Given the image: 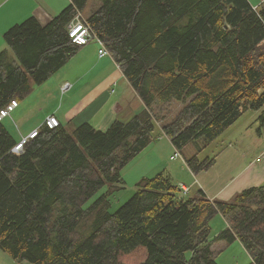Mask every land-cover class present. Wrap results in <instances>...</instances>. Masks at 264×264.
I'll return each mask as SVG.
<instances>
[{"label": "trees", "instance_id": "obj_1", "mask_svg": "<svg viewBox=\"0 0 264 264\" xmlns=\"http://www.w3.org/2000/svg\"><path fill=\"white\" fill-rule=\"evenodd\" d=\"M92 1L100 6L87 21L144 109L106 130L42 126L19 153L1 122L0 250L30 264H218L216 244L238 241L252 264H264V185L229 201L202 189L189 197L163 171L109 211L122 170L159 125L179 152L196 140L213 143L250 111H260L264 127V0H71L45 26L31 17L5 33L14 57L0 52V110L79 53L69 25ZM215 162L185 161L194 175ZM218 215L227 228L213 237Z\"/></svg>", "mask_w": 264, "mask_h": 264}, {"label": "crops", "instance_id": "obj_2", "mask_svg": "<svg viewBox=\"0 0 264 264\" xmlns=\"http://www.w3.org/2000/svg\"><path fill=\"white\" fill-rule=\"evenodd\" d=\"M250 1L255 7L260 6L263 2L260 0ZM70 4L71 0H0V52L8 50V48H5L7 45L4 40V35L11 27L23 23L25 20L29 19V17L36 18L41 25L45 26ZM99 50L100 45L96 41H91L83 46L79 53L69 61L70 64H72L70 74L54 81L53 85H50L51 87L41 91L40 95H43L41 98H43L44 101L40 104H47L51 98H54L53 91L55 89H57V96H60L61 92L64 93L61 107L59 105V111H61L63 107H67V109L62 113H48L46 112L47 109H44L42 111H44L45 114L40 110L41 112L38 118L35 116L33 119V112L35 111V106L38 104V102H36L31 106L32 109L23 111V115H18L17 111L21 107V102L23 100L18 101V107L11 113L13 120H15L19 127L18 132L16 134L13 133V137L16 139L17 143L29 137L33 131L40 130L45 120L51 116H54L59 123L63 125L68 124L77 127L79 125L74 124V122L79 121L83 113L86 114L87 112H91L81 120L83 124L89 123L97 129L106 130L115 120H121L119 113H121L122 110L126 108L129 109L126 118L121 120L127 121L144 109L143 102L139 99L136 92L125 78L119 65L110 56L101 58L99 56ZM121 82L122 87L120 88ZM47 84L46 82L40 87L45 88ZM66 85L69 86L68 89L63 90ZM114 87H116V91L112 90ZM37 88L38 86L33 88V91L28 97L35 94ZM133 104H135L134 107ZM113 111L114 113H112ZM250 112L245 113L219 138L229 134V132H231ZM28 114H30V116H28ZM259 114L260 113L257 111L254 112L253 115H251V120L256 121ZM7 119L8 118L5 120ZM5 120L2 122L4 123ZM93 121H97V125H93ZM77 124H79V122H77ZM263 130L264 129L260 131V135L263 134ZM238 140L240 139H236V141ZM260 140L261 138L255 143L258 144L257 149L259 150L263 148L260 145ZM244 143L246 144L245 150L251 151L252 143H248L247 141H244ZM172 157L174 156H171V159ZM246 158V155H241V153L237 152L234 148H230L227 151L224 150L217 156L215 166L218 160L223 159L229 164L228 169H231V171H222L223 174L220 177L211 173H207L202 177L203 182L199 181L201 183V189L209 199L229 201L238 193L248 188L264 185V150L245 166L246 160L248 159ZM188 178L190 177L187 176L185 181H187ZM196 181H198V178H196ZM175 182L178 185L186 186L191 191L190 186L186 182L176 180ZM211 225L212 232H215L214 237L227 228V223L221 215L216 216ZM235 244L242 246L238 241L229 245L234 246ZM227 248L229 247L226 246L225 249Z\"/></svg>", "mask_w": 264, "mask_h": 264}, {"label": "rangeland", "instance_id": "obj_3", "mask_svg": "<svg viewBox=\"0 0 264 264\" xmlns=\"http://www.w3.org/2000/svg\"><path fill=\"white\" fill-rule=\"evenodd\" d=\"M98 6H100L99 2H93V1L90 2L87 8L82 13V15L85 18H88L90 14L93 12V10L95 8H98ZM5 48L7 49L6 46ZM8 53L11 57H14L13 53L10 50H8ZM71 65L72 64H70V62L66 64V66L63 69H61L57 75H55L51 80L47 81L48 84L45 88L37 85L38 88L36 93L24 99L21 102V107L18 109L17 114L23 115V111L32 109L31 106L34 105L36 102H38V104L35 106V111L33 112L34 115L32 117L33 119L35 116H37L38 118L40 112L44 109H47L46 112L48 113L59 112L58 114L65 111L67 107H63V109L59 111L64 93L61 92L60 96H57L56 95L57 89H55L53 91L54 98H51L47 104L46 103L40 104L42 101H44V99L41 98L43 97V95H40V93L42 90L51 87L50 85H53L54 81H57L58 79L64 76H68L70 74V71L72 70ZM37 86H34V88H36ZM121 87H122V82L120 83V88ZM112 90L116 91V87H114ZM134 105L135 104H133V107ZM182 107L183 106L179 103L174 104L172 107L173 113L170 115L169 119H173L178 114L179 110ZM114 111L112 113H114ZM128 111L129 109L126 108L125 110H122L121 113H119L121 120H124V118H126V114ZM42 112L45 114L44 111ZM254 112H250L249 114H247V116H245L243 120H241L239 124H237V126L231 132H229V134H227L225 137H221L217 139L213 143H207L204 139L196 140L190 143L187 147H185L182 151H180V153L183 156V159L187 161L197 156L200 161H206L208 159L210 160L213 158L217 160V156H219V154L222 151L224 150L227 151L230 148H234L237 152H240L241 155L247 156L248 159L246 158L247 160L245 166L248 165L255 157H257L264 150V130H263V134L260 135V131L264 129V127L260 125L258 121V117L256 121L251 120L252 117L251 115H253ZM257 112L260 113V111ZM90 113L91 112H87L86 114L83 113V115L80 117V120L77 121L79 122V124H77L76 121L74 122V124L82 125L83 121L81 120ZM28 116H30V114H28ZM92 123L93 125L94 124L97 125V121H93ZM4 124L7 126L8 130L12 134L13 133L16 134L19 130V127L16 124L15 120H13L12 115L8 117L7 120H5ZM65 125L67 127L73 126L68 124ZM71 128H74V126ZM99 130H104V129H99ZM260 138H261L260 145L263 148L259 150L257 149L258 144L255 143H257V141H259ZM236 139H240V140L236 141ZM244 141H247L248 143L249 142L252 143L251 151L245 150L246 144L244 143ZM175 153H176L175 147H173L172 142L163 133L159 125L158 128L156 129L155 140L145 150H143L129 165H127L122 170L121 173L124 182L123 184L120 185L121 190L116 192L110 198L109 211L111 213H114L126 202H128V200H130V198H132V196L136 193L137 184L140 181H142L144 178H154L163 171L170 172L173 179L176 181L186 182L191 188V193L189 197L194 196L198 191V189H201L200 182H203L202 177L207 173H211L213 175L220 177L223 174L222 171H231V169H228L229 164L223 159H220L218 160L216 166H215L216 164L215 162V164L212 165L209 169L203 170L198 175L194 176L190 172V169L186 166V163L182 158H176L174 160L171 159V156H174ZM187 176L190 178H188L187 181H185ZM196 178H198V181H196ZM107 191H108V186H105L97 195H95L87 203L86 207L90 206L97 198L102 196ZM211 233H212L211 236L214 237L215 232L214 231L212 232V225H211ZM226 246L229 248L225 249ZM214 250L216 252V258L218 264H252V260L249 254L242 246H239V244L230 246L225 242H219L214 247ZM187 256L190 257V253H188ZM0 264H30V263L28 262L18 263L9 254L0 250ZM127 264H132V263L127 262Z\"/></svg>", "mask_w": 264, "mask_h": 264}, {"label": "built area", "instance_id": "obj_4", "mask_svg": "<svg viewBox=\"0 0 264 264\" xmlns=\"http://www.w3.org/2000/svg\"><path fill=\"white\" fill-rule=\"evenodd\" d=\"M69 36L72 39L73 43L80 45V46H85L91 41H96L100 45V50H99V56L106 57L110 56V52L104 42L97 36L93 28L89 25L87 19L82 15V13L78 12L74 20L70 23L69 25ZM68 85L64 87L63 90L68 89ZM18 107V102L17 101H12L9 105H7L5 108L0 110V123L4 121L6 118L10 117L11 112H13L16 108ZM59 121L54 117H48L43 126H47L50 129L56 128L59 126ZM39 133V130L33 131L29 137L24 138L22 141L17 143L13 151L15 153H19L23 150L24 145L26 142L30 139L35 138ZM176 158H182L180 152L176 150V153L174 157H172V160ZM183 159V158H182ZM184 193L188 192V188L184 185H180Z\"/></svg>", "mask_w": 264, "mask_h": 264}, {"label": "bare ground", "instance_id": "obj_5", "mask_svg": "<svg viewBox=\"0 0 264 264\" xmlns=\"http://www.w3.org/2000/svg\"><path fill=\"white\" fill-rule=\"evenodd\" d=\"M18 105H19V102H18ZM12 113V112H11ZM10 116H11V114H10Z\"/></svg>", "mask_w": 264, "mask_h": 264}]
</instances>
